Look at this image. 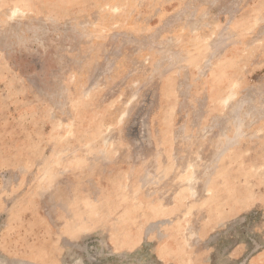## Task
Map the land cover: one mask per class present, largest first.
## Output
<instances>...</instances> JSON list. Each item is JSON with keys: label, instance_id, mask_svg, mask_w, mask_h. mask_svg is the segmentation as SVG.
Instances as JSON below:
<instances>
[{"label": "rangeland", "instance_id": "1", "mask_svg": "<svg viewBox=\"0 0 264 264\" xmlns=\"http://www.w3.org/2000/svg\"><path fill=\"white\" fill-rule=\"evenodd\" d=\"M0 264H264V0H0Z\"/></svg>", "mask_w": 264, "mask_h": 264}]
</instances>
